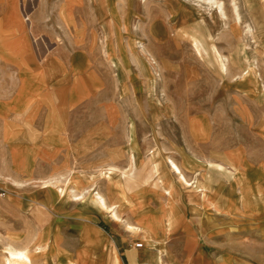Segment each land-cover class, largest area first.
<instances>
[{"label": "crops", "instance_id": "1", "mask_svg": "<svg viewBox=\"0 0 264 264\" xmlns=\"http://www.w3.org/2000/svg\"><path fill=\"white\" fill-rule=\"evenodd\" d=\"M113 4L116 24L121 25L125 2ZM65 6V0H0V34H6L0 43L7 46L0 53V102L8 111L0 117V141L8 175L22 185L17 188L20 200L55 216L46 224L59 226V247L71 254L79 247L80 234L93 229L106 239L108 264H251L233 255L227 244V222L236 217L264 218V154L225 143L207 115L170 118L174 109L202 105L185 96L168 100L156 85V78L176 68L175 55H167L161 46L185 27L170 19L167 0L131 1L128 23L135 48L130 51L123 36L120 54L112 37L110 58L105 53L104 0H78L71 8ZM189 75L184 70L183 79ZM21 95L27 96L18 103ZM4 119L16 128L17 142L27 145L32 158L29 178L11 167ZM173 119L181 133L170 135L154 127ZM141 123L144 133L137 132ZM170 162L190 187L179 182ZM233 167L241 183L234 184ZM109 170L114 172L107 176ZM250 178L259 195H250ZM43 182L69 187L62 213L46 209L50 194ZM169 182L177 190L180 206L170 212L165 193ZM87 192L104 198L107 205L140 199L137 204L146 205L147 217L143 223L124 221L127 235L119 236L101 213L72 198L79 193L86 198ZM233 192L240 214L231 211ZM12 208L14 219L13 214H23L14 204ZM125 216L131 218L129 213ZM91 219L106 226L108 233ZM37 221L40 218H33L27 235L21 224L6 230L20 233L17 241L28 239ZM202 222H208L207 229ZM137 243L140 248L134 247Z\"/></svg>", "mask_w": 264, "mask_h": 264}, {"label": "rangeland", "instance_id": "2", "mask_svg": "<svg viewBox=\"0 0 264 264\" xmlns=\"http://www.w3.org/2000/svg\"><path fill=\"white\" fill-rule=\"evenodd\" d=\"M131 1L124 0L127 12L123 23L118 25L116 24L117 14L114 10V0H104L106 23L103 32L105 53L108 58L113 55L112 37L115 38V46L120 54L124 52L123 36L127 38L126 47L130 51L135 48L133 38L129 34L128 23ZM214 1L219 2L221 8H210L198 0H167L170 19L174 21L175 25H185V27L170 34L165 44L161 46L167 55H175L177 58L176 68L169 71L170 75L156 78L159 80L156 85L165 92L164 95L168 96V100L178 101L187 97V101L192 100V103L202 105L201 108L174 109L169 114L170 118L184 117V115L190 114L207 115L214 120V129L219 138H225V143L231 144L234 148L259 150L264 154V0H258L256 8H247L245 0H236V11L239 17L236 22L230 0ZM65 3L66 8H71L74 3H78V0H65ZM61 8H64V5ZM190 22L191 25L186 26ZM5 35L0 34V41ZM5 48L7 49V46L0 43V53ZM157 50L161 52L160 48ZM184 70L188 71L190 75L183 79ZM152 79L153 76L150 75L149 80L152 81ZM75 83L76 78H74ZM76 95L77 93L74 92V96ZM26 96H19L16 99L17 102L24 101ZM7 113L8 111L0 102V117L5 118ZM145 127L144 124H139L137 132L144 133ZM154 127H162L163 131L170 135H176L177 132L181 133L182 131L174 119L166 122L163 126ZM3 130L4 142L9 148L11 167L19 173L26 174L29 178L32 158L27 155V145L17 142L16 128L7 123L6 119H4ZM22 147L23 149H21ZM233 171L235 172L232 178L234 184L241 183L237 168L233 167ZM113 172V170H109L107 176ZM125 174L129 176V173ZM157 180L162 181L160 176H157ZM70 182L72 181L70 180ZM249 182L250 195H259L260 192L254 187L251 178ZM189 184L186 187H190L191 183ZM41 185L50 194L49 201H46V209L50 208L62 213L69 193L61 197L58 190L62 189L68 192L69 187L58 188L50 182H43ZM19 186H22L21 183L11 180L8 175L7 157L0 141V264H6L5 251L8 246L16 249L28 248L31 264H108L110 249L106 245V239L93 229L80 234L79 247L74 254L64 252L59 247L61 241L59 226L54 225L53 227L52 224H46L49 220H54L55 216L41 206L34 205L33 202L21 201L22 195L17 189ZM168 192L171 193L169 212L176 208L180 209L179 204L176 203L178 193L171 182L166 186V196ZM243 192L246 195V190ZM142 193L144 191L131 197L139 196ZM93 194L87 192L85 199L76 202L101 213L103 219L112 224L114 232L119 236L127 235L123 231L124 221H133L135 224L138 221L143 223V217H147L148 208L146 205L144 203L137 204L142 200L122 199V203L106 204L115 207L119 218L118 222L121 221V223H116L105 211L90 202L89 199ZM243 194L241 196L244 201ZM262 194L264 195V192ZM234 198L235 193L233 192L231 211L239 213ZM13 204L23 213L22 215L13 214L16 215L15 219L10 216L11 213H14L11 210ZM29 207L30 209L27 210ZM126 213L130 214V219L125 216ZM8 218L12 221H9ZM33 218H40L41 223L36 222L35 230L28 239L24 236L17 241L21 234L10 233L6 230L13 223L21 224V227L27 231L25 233L27 235L32 230ZM91 221L94 224L97 223L95 219H91ZM227 225L229 232L227 244L232 248L233 255L251 264H264V218L249 220L236 217L227 222ZM208 226V222H202L204 229H207ZM37 242L44 247V250L39 254L32 248Z\"/></svg>", "mask_w": 264, "mask_h": 264}, {"label": "bare ground", "instance_id": "3", "mask_svg": "<svg viewBox=\"0 0 264 264\" xmlns=\"http://www.w3.org/2000/svg\"><path fill=\"white\" fill-rule=\"evenodd\" d=\"M195 1H197V0H195ZM198 1L199 2L202 1L204 4H206L210 8H218V9L221 8V4L219 2H217V1H214V0H198ZM230 3H231V8H233V10L235 12V16L234 17H235V22H236L239 19L237 11H236L237 10L236 9L237 8L236 0H230ZM245 3H246L247 8H256L258 6V0H245ZM170 165H171L170 167L174 171L173 173H176L177 176L179 177V178L177 177L179 179V182L182 185L189 186L190 184L180 174L179 169L172 162H170ZM47 185H50V184H47ZM66 193H69V191L67 192V190H62V189L58 190V194L61 197L65 196ZM71 193H73V192H71ZM169 193L170 192L167 193L168 197L171 196V193L170 194ZM81 195L82 194H79V195H76V196L74 195L75 198L74 197H72V198L75 201H80V200L85 199L84 196L81 197ZM103 199L104 198H101L99 195L93 194V195H91V199H89V200H90V202H92V204H96L97 207H99L101 210L105 211L110 216V218L112 220H114L115 222H118L119 218H118V216H117V214H116V212L114 210L115 207L107 206ZM127 228L131 229V230H134L133 227H130V226H128ZM32 248L34 249V251L37 254L41 253L44 250V247L41 246L39 244V242L35 243ZM28 252H29L28 248L16 249V248H14L12 246L6 247V251H5L6 264H31L32 262H31L30 257L28 256Z\"/></svg>", "mask_w": 264, "mask_h": 264}, {"label": "trees", "instance_id": "4", "mask_svg": "<svg viewBox=\"0 0 264 264\" xmlns=\"http://www.w3.org/2000/svg\"><path fill=\"white\" fill-rule=\"evenodd\" d=\"M96 225L98 227H100L103 231H105L106 233H108V229L106 226H104L101 222H97Z\"/></svg>", "mask_w": 264, "mask_h": 264}, {"label": "built area", "instance_id": "5", "mask_svg": "<svg viewBox=\"0 0 264 264\" xmlns=\"http://www.w3.org/2000/svg\"><path fill=\"white\" fill-rule=\"evenodd\" d=\"M135 248H140L141 247V244L140 243H137L134 245Z\"/></svg>", "mask_w": 264, "mask_h": 264}]
</instances>
